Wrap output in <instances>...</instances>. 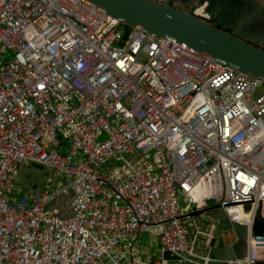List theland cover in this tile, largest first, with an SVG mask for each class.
<instances>
[{
  "label": "built area",
  "instance_id": "1",
  "mask_svg": "<svg viewBox=\"0 0 264 264\" xmlns=\"http://www.w3.org/2000/svg\"><path fill=\"white\" fill-rule=\"evenodd\" d=\"M32 165L67 179L22 194ZM216 204L256 264L262 80L90 0H0V264H216Z\"/></svg>",
  "mask_w": 264,
  "mask_h": 264
},
{
  "label": "water",
  "instance_id": "2",
  "mask_svg": "<svg viewBox=\"0 0 264 264\" xmlns=\"http://www.w3.org/2000/svg\"><path fill=\"white\" fill-rule=\"evenodd\" d=\"M90 1L128 29L140 27L160 39L175 38L189 48L211 55L236 71L264 82V32L251 31L250 36L241 29L246 20H253L259 12L255 2L248 6L245 19L240 20L249 0H220L211 18L184 7L188 3L201 5L205 0H174L172 3L168 0ZM210 209L216 219L210 243L212 255L222 260L216 264L245 258L248 252L247 226L231 222L218 204ZM252 230L254 234L264 233V221L256 219ZM164 257L176 258L168 251ZM256 264H264V261L259 260Z\"/></svg>",
  "mask_w": 264,
  "mask_h": 264
},
{
  "label": "rangeland",
  "instance_id": "3",
  "mask_svg": "<svg viewBox=\"0 0 264 264\" xmlns=\"http://www.w3.org/2000/svg\"><path fill=\"white\" fill-rule=\"evenodd\" d=\"M67 178L65 177H55L51 169L44 166L32 165L31 167L23 168L20 170V177L18 179V189H22L23 186L29 185L32 183L33 186L37 188H42L46 182L55 184L54 187H58L60 184H63ZM32 186V187H33ZM152 252H157V247L154 246L151 249Z\"/></svg>",
  "mask_w": 264,
  "mask_h": 264
},
{
  "label": "flooded vegetation",
  "instance_id": "4",
  "mask_svg": "<svg viewBox=\"0 0 264 264\" xmlns=\"http://www.w3.org/2000/svg\"><path fill=\"white\" fill-rule=\"evenodd\" d=\"M173 1L170 0V3H172ZM254 3L257 4V6H259L260 10L257 14H255L253 20L249 21V20H246L243 28L241 27V29L243 30L244 33L252 36V34H250L249 32L251 31H254L255 33H257L258 31L260 32H264V0H249L248 1V4L244 10V12L242 13L241 15V19H245L244 17V13L246 12L248 6L251 4V3ZM200 4L198 3H188L186 4L184 7L185 9L187 10H192L194 12H197V8L199 7ZM245 34V35H246ZM249 36V37H250ZM260 38V37H259ZM259 42L262 44V40L261 38L259 39Z\"/></svg>",
  "mask_w": 264,
  "mask_h": 264
},
{
  "label": "bare ground",
  "instance_id": "5",
  "mask_svg": "<svg viewBox=\"0 0 264 264\" xmlns=\"http://www.w3.org/2000/svg\"><path fill=\"white\" fill-rule=\"evenodd\" d=\"M220 0H205L201 5L197 8V13L211 18L214 16L216 12V7L218 6Z\"/></svg>",
  "mask_w": 264,
  "mask_h": 264
},
{
  "label": "crops",
  "instance_id": "6",
  "mask_svg": "<svg viewBox=\"0 0 264 264\" xmlns=\"http://www.w3.org/2000/svg\"><path fill=\"white\" fill-rule=\"evenodd\" d=\"M28 189H29V187L23 186L22 189H21L22 190L21 193L23 194V193L27 192ZM210 220H211L210 222H212V229L214 230V224L216 222V219L213 216V219H210ZM259 260L264 261V251L260 252Z\"/></svg>",
  "mask_w": 264,
  "mask_h": 264
}]
</instances>
